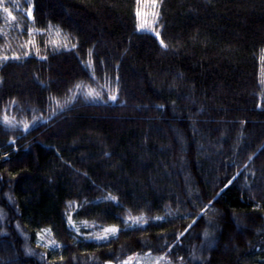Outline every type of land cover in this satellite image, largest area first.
Returning <instances> with one entry per match:
<instances>
[{
	"label": "trees",
	"instance_id": "16d2710c",
	"mask_svg": "<svg viewBox=\"0 0 264 264\" xmlns=\"http://www.w3.org/2000/svg\"><path fill=\"white\" fill-rule=\"evenodd\" d=\"M155 2L0 0V264H264V0Z\"/></svg>",
	"mask_w": 264,
	"mask_h": 264
},
{
	"label": "rangeland",
	"instance_id": "374dc122",
	"mask_svg": "<svg viewBox=\"0 0 264 264\" xmlns=\"http://www.w3.org/2000/svg\"><path fill=\"white\" fill-rule=\"evenodd\" d=\"M136 10V27L139 30H146L154 35H157V4L152 0H137ZM139 12V15H138ZM143 25V27H138ZM111 233V232H109ZM38 244L42 247H53L55 244L48 237L47 231H42L38 235ZM200 246V251L203 252L206 248L210 247L209 243H204ZM131 258V259H130ZM129 264H175L161 256L135 254L130 256Z\"/></svg>",
	"mask_w": 264,
	"mask_h": 264
},
{
	"label": "snow or ice",
	"instance_id": "6c2138e0",
	"mask_svg": "<svg viewBox=\"0 0 264 264\" xmlns=\"http://www.w3.org/2000/svg\"><path fill=\"white\" fill-rule=\"evenodd\" d=\"M153 2H155V0H153ZM3 11L6 12V13H8L9 16L12 15L8 8H4ZM138 15H139V12H138ZM28 16L29 17L32 16V8L31 7H29V9H28ZM138 27H143V25H138ZM161 43H163V41H161ZM5 59H7V57H5ZM111 98L112 99H115V96H113ZM4 121H5V123H8L7 117H4ZM27 127H28V125L26 124L25 125V128H27ZM230 183H231V181H230ZM112 199H115V197H112ZM157 219H159V218H157ZM116 231H117V229L114 226L113 227H110V228L104 229L105 234H107L109 232H113L114 233ZM124 264H129V261H125Z\"/></svg>",
	"mask_w": 264,
	"mask_h": 264
}]
</instances>
